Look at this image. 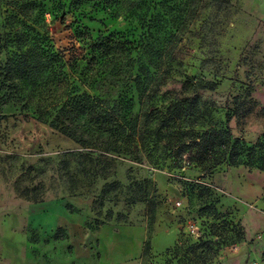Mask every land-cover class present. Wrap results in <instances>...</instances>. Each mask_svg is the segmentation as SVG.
Wrapping results in <instances>:
<instances>
[{
	"label": "rangeland",
	"instance_id": "374dc122",
	"mask_svg": "<svg viewBox=\"0 0 264 264\" xmlns=\"http://www.w3.org/2000/svg\"><path fill=\"white\" fill-rule=\"evenodd\" d=\"M45 1L46 24L37 27L55 51L64 54L61 63L66 65L75 60L86 63L87 44L101 32H123L132 40L144 32L136 17L118 14L127 0ZM181 5L185 8L181 21L166 26L165 19H171L167 6L161 0H147L149 31L154 29L153 17L164 19L163 52L153 58L161 65L156 73L160 90L174 96L182 92L187 78L219 81L216 90L200 94L216 104L215 115L223 120L230 111L227 102L235 109L237 95H249L263 107L264 0H203L193 14L188 4ZM4 17L0 12V24ZM61 63H55L56 69ZM109 92L116 97L120 90ZM139 111L137 103L134 113ZM6 113L0 122V264H169L167 248L178 241L197 242L213 223L224 219L239 224L244 241L225 246L215 261L223 262V257L244 247L251 255L247 264H264V170L224 162L207 171L190 149L180 156H166L162 148L149 155L151 149H143V160L125 150L104 149L111 174L92 182L81 174V162L90 167L81 156L84 147L49 123L24 118L17 108ZM230 125L250 144L264 139V113L233 117ZM11 155L16 160L6 159ZM66 161L71 173H79L76 190L71 188ZM29 164L40 176L27 180L28 188L20 195L15 179ZM114 180L122 188L103 205L95 203L105 183ZM205 184L212 185L225 216L216 219L206 208L210 198ZM109 210L115 217L123 213L125 219L97 226Z\"/></svg>",
	"mask_w": 264,
	"mask_h": 264
},
{
	"label": "trees",
	"instance_id": "16d2710c",
	"mask_svg": "<svg viewBox=\"0 0 264 264\" xmlns=\"http://www.w3.org/2000/svg\"><path fill=\"white\" fill-rule=\"evenodd\" d=\"M202 1L161 0L171 14V19H165L166 26L181 21L185 12L182 2L190 6L193 14ZM45 2L0 0V12L5 14L0 24V122L8 117V108H17L26 119L33 117L49 123L86 149L81 156L90 162V167L81 162V174L92 182L99 177L107 179L111 174V160L101 153L104 149L125 150L141 160L143 149H151V155L152 150L162 148L166 156H180L190 149L193 159L207 171L224 162L264 170V139L250 144L243 135H235L230 125L233 117L245 119L256 112L264 113V106L259 107L249 95H237L235 109L227 102L230 111L223 120L215 115L216 104L200 94L201 90H216L219 81L187 78L182 92L174 96L160 90L156 73L161 65L153 58L163 52L160 42L164 19L158 14L153 17L154 29L149 31L147 0L123 1L117 9L124 10L118 14L126 18L136 17L144 30L139 39L132 40L123 32H101L87 44L86 63L75 60L68 65L61 63L64 54L57 53L47 35L37 27L46 24ZM65 18L66 14L63 22ZM56 62L61 63L58 69ZM97 82L101 85H95ZM115 89L120 93L113 97L109 91ZM137 103L139 114L134 113ZM12 115L17 117L16 113ZM6 159L16 160V156ZM65 164L71 188L76 190L79 173H71L69 161ZM181 164L182 161L177 163ZM37 169L34 164L21 167L23 173L15 179L17 193L24 195L28 188L24 183L40 176L32 173ZM203 187L210 198L205 201L206 208L213 210L216 219L225 216L218 209L220 201L212 185ZM121 188L118 180L106 182L95 203L103 205ZM114 218L124 220L125 215L118 213L115 217L114 211L109 210L103 221L98 219L96 224L100 226ZM243 235L239 224L231 220L213 223L210 232L197 242L178 241L167 248V263L177 260L178 264H212L225 246L244 241Z\"/></svg>",
	"mask_w": 264,
	"mask_h": 264
},
{
	"label": "crops",
	"instance_id": "0c3cea01",
	"mask_svg": "<svg viewBox=\"0 0 264 264\" xmlns=\"http://www.w3.org/2000/svg\"><path fill=\"white\" fill-rule=\"evenodd\" d=\"M249 257L251 255L249 253L244 252V247H241L239 251H234L228 256H225V261H215L212 264H247Z\"/></svg>",
	"mask_w": 264,
	"mask_h": 264
}]
</instances>
